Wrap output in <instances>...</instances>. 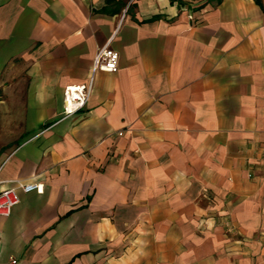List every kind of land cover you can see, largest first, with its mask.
I'll use <instances>...</instances> for the list:
<instances>
[{
    "label": "crops",
    "instance_id": "crops-1",
    "mask_svg": "<svg viewBox=\"0 0 264 264\" xmlns=\"http://www.w3.org/2000/svg\"><path fill=\"white\" fill-rule=\"evenodd\" d=\"M15 181L0 264H264V0H0Z\"/></svg>",
    "mask_w": 264,
    "mask_h": 264
},
{
    "label": "built area",
    "instance_id": "built-area-1",
    "mask_svg": "<svg viewBox=\"0 0 264 264\" xmlns=\"http://www.w3.org/2000/svg\"><path fill=\"white\" fill-rule=\"evenodd\" d=\"M117 68L118 53L109 46V43L99 47L92 61L88 81L82 84L68 85L63 89V116L68 117L85 107L92 92L95 72L114 73ZM40 190V184L24 181H15L11 186L0 188V216L8 217L11 214L13 207L19 202V192H38Z\"/></svg>",
    "mask_w": 264,
    "mask_h": 264
},
{
    "label": "trees",
    "instance_id": "trees-1",
    "mask_svg": "<svg viewBox=\"0 0 264 264\" xmlns=\"http://www.w3.org/2000/svg\"><path fill=\"white\" fill-rule=\"evenodd\" d=\"M217 2L219 1V0H216Z\"/></svg>",
    "mask_w": 264,
    "mask_h": 264
}]
</instances>
